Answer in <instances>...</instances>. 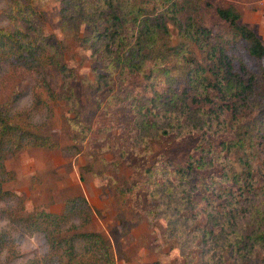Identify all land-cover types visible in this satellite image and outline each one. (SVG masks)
I'll list each match as a JSON object with an SVG mask.
<instances>
[{"label":"rangeland","instance_id":"374dc122","mask_svg":"<svg viewBox=\"0 0 264 264\" xmlns=\"http://www.w3.org/2000/svg\"><path fill=\"white\" fill-rule=\"evenodd\" d=\"M20 1L23 8L28 5L33 10L28 25L24 22L29 33L42 39L43 50L53 51L66 63L71 76L54 66L48 68L54 98L39 83L40 73H15L0 62V108L5 121L26 122L55 143L53 149L4 151L5 168L15 174L0 179V233L7 238L0 264H57L43 233L14 219L40 207L50 208L74 193L84 195L94 213L87 224L78 216L70 218L66 229L100 231L112 243L115 264L155 260L159 264H264L263 247H252L248 263L242 261L237 246L228 245L231 251L227 247L237 232L249 236L264 231V56L251 55L247 41L215 13L216 6L234 5L240 21L264 44V0H188L186 11L179 15L193 27L186 16L191 13L192 20L212 29L245 84L246 92H240L236 101L211 89L212 83L206 84L210 70L205 71V83L196 82L190 67L197 61L208 67L210 61L197 48L186 53L192 59L181 57L177 25L169 23L168 32L158 41L160 49L139 69L110 70L107 54L100 56L90 40H81L87 25L68 17L63 22L62 0ZM13 4L0 0V27H17ZM160 4L157 11L162 9ZM98 73L102 75L97 78ZM131 95L137 100L131 101ZM145 107L150 110L147 116ZM238 138L241 142L235 147ZM225 141L228 149L222 147ZM208 145L213 149L207 154L211 158L191 176L194 187L201 190L207 179L211 184L206 198L220 199L224 208H229L231 199L238 208L234 225L225 220L222 228L216 225L208 234L211 226L198 214L187 220L178 235H171L160 208L164 198L143 185L144 169L154 166L153 179L173 177L172 170L185 164L190 153ZM133 182L138 183L136 192L127 196L129 202L117 214L114 187ZM4 190L18 193L22 202ZM192 199H202L193 211L205 206L203 198Z\"/></svg>","mask_w":264,"mask_h":264},{"label":"trees","instance_id":"16d2710c","mask_svg":"<svg viewBox=\"0 0 264 264\" xmlns=\"http://www.w3.org/2000/svg\"><path fill=\"white\" fill-rule=\"evenodd\" d=\"M11 1L14 2L13 8L16 9L14 15L17 27L15 29L0 27V62L8 65L9 70L15 73L23 70L40 73L39 83L47 90L49 96L55 98L57 96L49 86L48 68L54 66L63 73L70 69L60 58L55 57V53H51L53 51L43 50L42 39L38 40L34 33L31 34L27 30L24 22L28 25V20L33 16L31 7L24 5L23 8L24 3L20 0ZM186 1L188 0H162L160 4L161 0H62L64 6L61 8V17L63 22H66L67 17L83 21L87 25V32L80 37L81 40H90L89 44L94 52L100 56L107 54L109 57L110 61L107 63L108 67H111L109 69L119 68L120 71L125 67L128 70L139 69L146 64L149 57L160 49L158 41L168 32L169 23L177 25L182 41L176 47L182 51L181 57L192 59L193 57L186 56V53L197 48L210 61L208 67H204L198 61L190 67L189 72L193 71L196 82L205 83L208 78L205 71L210 70L211 79L208 78L206 84L212 83L211 89L236 101L240 92H246L245 84L241 77L237 78L232 69V62L227 59L220 43L213 37L210 27L198 19L192 20L191 13L186 16L189 18L188 21L191 20L193 23V27L179 19V15L186 11L184 6ZM157 4H160L161 11H157ZM198 11V7L193 10L194 13ZM215 13L229 24L235 34L247 41L251 55L264 56V44L252 28L240 21V11L234 5L216 6ZM100 75L102 73H98L96 77ZM65 76H71V73H66ZM129 98L131 101L137 100L133 95ZM173 102L177 105L175 101ZM137 106L141 109L143 104ZM175 107L178 108L179 105ZM173 112L176 114L178 111L175 109ZM149 113V108L145 107L143 114L147 116ZM5 120L8 119L0 108V175L10 174L7 177L0 176L2 180L11 179L15 174L14 170L5 168V150L17 152L29 147L53 149L55 146L49 135L36 133L31 127H27L26 122L17 124L11 121L12 124ZM240 142L238 138L233 141V145L238 147ZM222 144L224 149L229 148V141ZM212 150L208 145L196 153H190L185 164L175 167L172 170L173 177L167 179L162 177L153 179L154 166H147L144 169L143 185L146 188L152 187L151 192L154 195L159 191L164 198L161 199L159 206L164 214L167 231L171 235H178L181 228L186 226L187 220H194L198 214H203L205 222L211 226L208 234H213L216 225L222 228L225 220H230L231 225H234L235 210L238 208L233 207V201L228 199L229 208H224L220 199L206 198L204 194L211 182L206 179L202 183L203 188L196 190L191 177L197 175L200 168L208 165L211 156L208 157L207 154ZM247 175H251L250 169L247 170ZM135 183L124 188L123 185L114 187L115 202L118 204L117 214H120L129 202L127 196L130 197L136 192L135 187L138 183ZM2 192L11 193L18 203L22 202V196L18 193L8 190ZM193 196L203 198L205 206L193 211L191 208L202 201L192 199ZM21 208L23 209V206ZM93 213L94 210L84 195L74 193L63 199V208L60 212L40 207L26 214H18L14 220L28 229L43 233L49 247L48 252L57 264H115L112 243L100 231L69 230L65 227L68 220L75 216L82 218L83 224H87L91 221ZM74 226L77 229V225ZM248 235L237 232L227 244V247L234 245L243 252L242 261L245 263H248L251 257L252 247L264 248V231ZM6 244L7 238L0 233V250ZM229 250L231 251L230 247ZM152 264H159V261L155 260Z\"/></svg>","mask_w":264,"mask_h":264},{"label":"crops","instance_id":"0c3cea01","mask_svg":"<svg viewBox=\"0 0 264 264\" xmlns=\"http://www.w3.org/2000/svg\"><path fill=\"white\" fill-rule=\"evenodd\" d=\"M47 208V207H46ZM63 208V199L62 201H59V204L58 203H55V205H51L50 208L48 207V209L54 211V212H60Z\"/></svg>","mask_w":264,"mask_h":264}]
</instances>
